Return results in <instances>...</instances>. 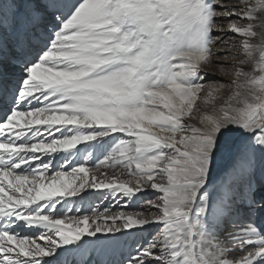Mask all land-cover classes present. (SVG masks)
Returning a JSON list of instances; mask_svg holds the SVG:
<instances>
[{
	"label": "snow or ice",
	"instance_id": "snow-or-ice-1",
	"mask_svg": "<svg viewBox=\"0 0 264 264\" xmlns=\"http://www.w3.org/2000/svg\"><path fill=\"white\" fill-rule=\"evenodd\" d=\"M0 264H264V0H0Z\"/></svg>",
	"mask_w": 264,
	"mask_h": 264
},
{
	"label": "bare ground",
	"instance_id": "bare-ground-1",
	"mask_svg": "<svg viewBox=\"0 0 264 264\" xmlns=\"http://www.w3.org/2000/svg\"><path fill=\"white\" fill-rule=\"evenodd\" d=\"M92 199H94V198H92ZM96 199H99V198L97 197ZM90 203H91L90 198H86L84 201H80L78 204L73 205L72 207H74V208H80L82 210H85V206L90 205ZM111 203L112 202H110V201H104L102 204H109L110 205ZM120 203L123 204V201H121ZM113 210H115V209H113Z\"/></svg>",
	"mask_w": 264,
	"mask_h": 264
},
{
	"label": "rangeland",
	"instance_id": "rangeland-1",
	"mask_svg": "<svg viewBox=\"0 0 264 264\" xmlns=\"http://www.w3.org/2000/svg\"><path fill=\"white\" fill-rule=\"evenodd\" d=\"M87 198H90L91 203H90V205L85 206V210H83V211H85V212L88 211V209L90 207H92L93 205L99 207L101 210L104 208L105 204H102L104 201H102L100 199H96L97 197H94V196H90V197H87ZM92 198H94V199H92Z\"/></svg>",
	"mask_w": 264,
	"mask_h": 264
}]
</instances>
